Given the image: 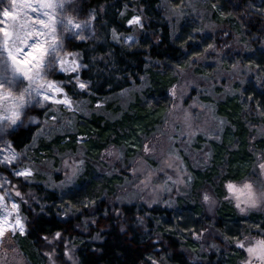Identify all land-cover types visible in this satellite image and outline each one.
<instances>
[{"label":"trees","instance_id":"1","mask_svg":"<svg viewBox=\"0 0 264 264\" xmlns=\"http://www.w3.org/2000/svg\"><path fill=\"white\" fill-rule=\"evenodd\" d=\"M257 1L218 0L215 7L216 17L221 16L223 9L232 15L248 46L233 54L256 74L247 78L237 92L211 99L216 115L225 121V138L210 142L209 166L189 168L193 178L191 197L181 200L176 208L112 205L111 200L117 196L114 185L120 179L99 172L96 164L109 146H123L131 138L144 139L142 133L162 124L170 107L169 90L177 82L176 69L202 55L198 51L202 37L187 21L178 26L171 24L161 0H77L70 6L74 13L88 16L91 22L88 40L70 39L67 43L70 50L80 55L79 78L87 84L82 89L75 76L59 74L68 96L89 100L92 107L109 99V110L116 111V115L118 102L113 97L137 92L118 116L93 113L80 120L79 127L87 136L86 159L77 186L72 189L62 193L48 188L41 176L28 181L15 178L11 171L0 167L24 190L34 193L32 205H21L26 230L15 237L29 264H49L45 253L49 250L47 239L57 233L76 249L78 264H241L246 253L236 242L246 236L264 240V214H240L226 200L225 189L227 182L258 177L257 155H264V133L259 134L264 128V13L254 10ZM133 16L141 18L142 26L128 23ZM232 33L225 39L224 33L211 39L224 45L233 39ZM131 35L136 41L129 44L126 37ZM229 104L235 108L231 110ZM45 111L34 110L31 124L8 134L17 153L34 144L48 116ZM79 134L80 130L49 142L43 140L36 152L52 155L55 148L74 149ZM240 152L242 156L236 159ZM205 190L218 200L212 215L203 201ZM204 233L210 240L207 245L196 238ZM59 252L62 261L63 250Z\"/></svg>","mask_w":264,"mask_h":264},{"label":"rangeland","instance_id":"2","mask_svg":"<svg viewBox=\"0 0 264 264\" xmlns=\"http://www.w3.org/2000/svg\"><path fill=\"white\" fill-rule=\"evenodd\" d=\"M76 1L63 0V9H57L56 12L58 20L62 17H71L76 23L87 22V27L67 32L63 31L62 21L57 26L60 42L58 56L66 61L65 68H74L73 61L81 66L80 55L68 48L67 43L70 39L88 40L90 37L91 19L71 10L70 6ZM29 2L32 3V8H25L23 0H0V29L8 28L10 32H18L20 19H30L32 23H35L36 16L43 18L42 13L45 10L36 11L39 6L38 0H29ZM217 2L218 0H161L162 9L171 24L178 26L181 22L187 21L196 29L194 32L202 37V41L205 40L200 42L202 46L198 49L199 54L202 55L195 56L190 59V62L185 61L177 67V73H175L177 82L169 90L170 107L162 124L150 127L146 133H142L141 137L144 139L140 137L127 139L125 145L109 146L101 153L99 162L96 164L98 171L108 176L116 175L120 179L114 185L117 196L114 201L111 200L112 205L128 203L148 207L155 205L178 207L181 200L186 201L191 197L193 178L189 168L205 169L209 166L212 158L210 142L225 138L222 137L225 121L216 115L211 99L214 101L226 94L237 92L247 78L251 75L255 76L256 71L253 72L251 67L241 64V60L234 56L236 54L233 53L248 46L228 11L223 9L221 16L214 15ZM253 8L255 11L264 13V0H258ZM5 12L12 13L16 20H13V16H6ZM134 24L141 25V22H134ZM230 31L233 32V39L228 40L224 45L214 43L213 38L211 39L223 33V39H225L230 35ZM218 37L222 38V36ZM35 39L36 37H32L28 43L13 44V41H9L8 47L21 48L22 51L16 53V57L18 61L24 60L32 51L30 44ZM3 40L4 32L0 31V41ZM126 41L131 44L136 39L134 35H131L126 37ZM262 46L261 51H264V44ZM233 48L236 51L232 50ZM0 53L7 55L9 71H11L13 64L3 43H0ZM3 58L0 56V59ZM52 59L51 55H47L44 67L39 71L45 82L42 90L55 99L45 100L34 87L31 93L24 94L26 103L17 109L20 115L14 124L8 119L12 115L13 97L19 96L31 81L23 74L16 72V79L22 83L18 87L11 86V95L4 88L0 89L3 93V100L0 101V114L4 116V119L0 120V167L11 171L15 178L20 177L28 181H34L38 179L36 177L41 176L48 188L63 193L77 186L84 169L86 159L84 143L87 136L79 127L80 120L93 113L104 114L108 117L118 116L121 111L128 108L137 91H127L118 97H113V100L118 102L116 115H114L116 111L109 110V99L101 101L94 107L89 100H73L65 90L64 93L49 90L46 82L55 81L59 87L64 89L63 83L57 76L67 74L75 76L79 84L77 77H79L80 66L75 68V71H64L58 62L51 63ZM199 63L202 65L196 68L195 65ZM20 66L27 68L30 74L35 73L38 70L35 54L30 64ZM65 95L71 100V105L57 102L62 101ZM229 106L231 110L235 108L234 104H229ZM37 109H45L48 116L44 118L42 129L37 134L32 147L22 153H17L8 134L31 124L33 122L31 113ZM79 130L80 134L74 149L59 151L55 148L52 155L36 152L41 141L49 142L56 136L77 134ZM263 133L264 128L259 131V134L263 135ZM137 140L142 142L141 145ZM241 156L240 152L236 155V159ZM257 160L260 172L258 177L254 176L240 183L231 182L236 191L229 189V182L225 184L226 200L230 201L242 215L251 211L264 214V155L258 154ZM29 169L30 173H26L25 170ZM248 185L251 187L249 188ZM251 194H254V197ZM205 196L208 199H205ZM0 197L3 198L0 200V218H2L0 223L15 224L16 218L19 217L24 225L22 231L18 224H15V228L7 226L4 228L3 234L0 235V264H29L19 250L15 237L26 230L21 205H32L30 200L34 197V193L30 189L24 190L20 182L18 183L6 172L0 171ZM252 198L256 199L255 204L249 202ZM203 201L212 215L218 205L217 198L211 191L205 190ZM117 214L120 215L121 212L117 211ZM207 234L198 235L196 238L207 245V242H210ZM241 241L244 242V246H241ZM47 243L49 250L45 253L49 264H78L76 249L61 234L59 237L55 235L48 238ZM253 245L256 246L255 250L250 253L248 248ZM236 246L246 253V259L241 264H264V240L262 238L246 236L236 242ZM60 249L63 250L62 261L59 260Z\"/></svg>","mask_w":264,"mask_h":264},{"label":"snow or ice","instance_id":"3","mask_svg":"<svg viewBox=\"0 0 264 264\" xmlns=\"http://www.w3.org/2000/svg\"><path fill=\"white\" fill-rule=\"evenodd\" d=\"M24 2V7L25 8H32L33 5L32 3L29 2V0H23ZM38 7L36 11H40L41 9H44L41 18L40 16L35 17V23H32L30 19H25L22 18L19 21V31L18 32H10L8 28L0 29V31L4 32V40L0 41V43H3L4 46L7 49V53L9 58L12 61L13 67L15 69V72H19L23 74L25 77H27L28 80H39L40 81V87L36 88V92L43 96L45 100H53L55 99L52 95L48 94L47 92L43 91L42 89L45 87V82L42 79L40 69H43L44 63H45V57L47 55H51L53 57L51 63H59L61 69L64 71H75V68H78L80 65L78 62L73 61L72 64L75 65V67H69L65 68L64 65L66 61L62 58H59L58 53L60 49V42H59V36L57 34V26L59 23H63V31L67 32L72 29H81L83 27H87V22H81V23H76L73 18L71 17H62L60 20L57 19V9H63L64 3L63 0H38ZM21 11H23L21 9ZM6 16H13L12 13L5 12ZM25 16H27V13H25ZM94 18V17H93ZM140 17L139 16H133L131 20L128 21L129 24H132L134 22L139 23L140 22ZM13 20H16V17L13 16ZM142 26V25H141ZM13 27H16V24H13ZM115 33V30H113ZM32 37H36L35 40L32 41L30 44V48L32 51L28 53V57L25 58L24 60H17L16 53H20L22 51L21 48L19 47H8L9 41H13V44L19 43V42H27L32 39ZM49 38L51 40V44H49ZM35 54V62L37 65V71L35 73L29 72L27 68H23L20 65L22 64H30L32 61V58L34 57ZM77 80L79 81V86L81 88H86L87 84L83 81L79 80V77H77ZM46 87L53 91V92H58V93H64V89L62 87H59L55 81H49L46 82ZM0 89H3V85L0 84ZM27 92V89L25 90ZM9 95H11L9 93ZM3 100V93L0 92V101ZM57 102L71 105V100L65 95V98L60 101L58 100ZM26 103V98L25 95H21L18 99L13 97V109H12V115L8 117L9 120L12 121V123H16L17 118L20 115V112L17 110L20 106H23ZM4 116L0 114V120H3ZM26 173H30L29 170H25ZM228 187L230 190L236 191L235 186L229 182ZM250 188L251 185H248ZM254 197V194H251ZM3 198L0 197V200ZM205 199H208L207 196H205ZM252 204L256 203V199L252 198L249 201ZM2 219V218H0ZM15 224H18L20 226V230H23V222L19 217L16 218ZM15 224H4L0 223V235L3 234L4 228L7 227H12L15 228ZM57 237L60 236V233L56 234ZM241 246H244V242L241 241ZM260 243V242H258ZM255 245L250 246L248 248L250 253H253L255 250Z\"/></svg>","mask_w":264,"mask_h":264},{"label":"clouds","instance_id":"4","mask_svg":"<svg viewBox=\"0 0 264 264\" xmlns=\"http://www.w3.org/2000/svg\"><path fill=\"white\" fill-rule=\"evenodd\" d=\"M27 43V42H24ZM49 44H51V40H49ZM0 56H3V59H0V77H2V79H0V84L3 85V88L5 89L6 92L11 94V86L15 85V86H19L20 83H22V81H18L16 79V72L14 67H12V70L9 71V61L7 59V55L4 53H0ZM6 85L8 87H6ZM40 81L33 79L31 80V83H29L26 87H24L23 92H21L19 94V96H14V98H19L21 95H24L25 93H31V91L33 90V88H37L40 87ZM27 89V92L25 91Z\"/></svg>","mask_w":264,"mask_h":264}]
</instances>
